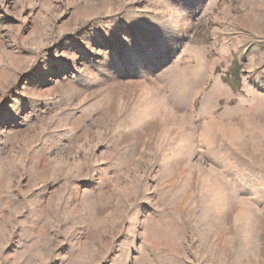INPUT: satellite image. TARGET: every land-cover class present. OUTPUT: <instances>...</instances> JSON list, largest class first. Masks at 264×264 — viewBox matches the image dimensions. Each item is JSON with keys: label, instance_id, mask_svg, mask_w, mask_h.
Returning <instances> with one entry per match:
<instances>
[{"label": "rangeland", "instance_id": "rangeland-1", "mask_svg": "<svg viewBox=\"0 0 264 264\" xmlns=\"http://www.w3.org/2000/svg\"><path fill=\"white\" fill-rule=\"evenodd\" d=\"M0 264H264V0H0Z\"/></svg>", "mask_w": 264, "mask_h": 264}, {"label": "trees", "instance_id": "trees-1", "mask_svg": "<svg viewBox=\"0 0 264 264\" xmlns=\"http://www.w3.org/2000/svg\"><path fill=\"white\" fill-rule=\"evenodd\" d=\"M239 70H237L235 67L231 68L230 71H228L227 77H225V81L231 86V88L235 91L236 87H239Z\"/></svg>", "mask_w": 264, "mask_h": 264}]
</instances>
